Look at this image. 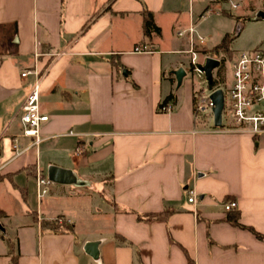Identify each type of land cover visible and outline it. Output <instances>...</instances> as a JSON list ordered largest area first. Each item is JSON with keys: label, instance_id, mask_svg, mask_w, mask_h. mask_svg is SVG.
<instances>
[{"label": "crops", "instance_id": "1", "mask_svg": "<svg viewBox=\"0 0 264 264\" xmlns=\"http://www.w3.org/2000/svg\"><path fill=\"white\" fill-rule=\"evenodd\" d=\"M225 1L0 0V218L14 203L32 217L11 227L14 238L2 224L0 264H11V246L17 264H264V134L199 121L189 82L171 112L157 111L182 67L167 69L164 55L188 56L176 32L209 5V15H229ZM144 8L160 28L148 39ZM204 38L202 52L220 43ZM37 79L48 120L33 145L20 136L18 110ZM50 166L73 179L38 197L36 179ZM231 200L237 208L225 211ZM165 210V220L137 217ZM235 214L263 238L232 224ZM58 219L72 232L41 226ZM91 241L96 259L84 250Z\"/></svg>", "mask_w": 264, "mask_h": 264}, {"label": "built area", "instance_id": "2", "mask_svg": "<svg viewBox=\"0 0 264 264\" xmlns=\"http://www.w3.org/2000/svg\"><path fill=\"white\" fill-rule=\"evenodd\" d=\"M216 1V0H211ZM236 5H233L235 7ZM214 7L209 5L200 14L199 19L206 18L213 12ZM179 37L187 36L188 48L184 51L189 56L190 71L197 79L204 83V87L193 92V111L195 118L199 121L210 115L213 119V102L210 94L221 89L223 92V109L221 112V128L226 131L246 133L252 136L264 134V51L254 48L248 51L239 52L231 61L230 76L217 82L212 88L208 87L205 72L202 66L206 58L212 57L201 51V46L205 38L196 30V24L192 22L186 29L176 32ZM133 52L149 53L151 49L145 45H136ZM216 58V57H213ZM219 60L218 67H221L222 59ZM33 73L26 70L21 73L22 77ZM213 77V71H212ZM215 81V78H213ZM40 89L39 79H37L29 92L22 101L18 110V115L22 123L20 136L32 139L33 145H38L42 140L41 126L48 120L46 114L41 113L39 107ZM173 109L170 101H161L157 106L159 113H169ZM224 115L228 121L224 123ZM68 135H74L69 131ZM13 148L17 149V139L14 140ZM85 145L79 143L76 148L77 153H82ZM26 150V149H25ZM49 180L45 177L38 176L36 179L37 196L42 197L48 192ZM187 201L196 202V196L193 191H187ZM225 211H232L237 208L235 200L223 203ZM60 224L62 220L58 219Z\"/></svg>", "mask_w": 264, "mask_h": 264}, {"label": "rangeland", "instance_id": "3", "mask_svg": "<svg viewBox=\"0 0 264 264\" xmlns=\"http://www.w3.org/2000/svg\"><path fill=\"white\" fill-rule=\"evenodd\" d=\"M233 5L236 6L233 7ZM223 8L235 17L218 13L209 15L204 19H199L198 17L194 18L196 30L202 36L206 37L208 47H212L219 43L225 35H229L232 38L230 43V54H226L223 57L221 67L213 71V78L216 79V77H218L220 82H223L224 78H229L231 61L239 52L252 50L256 47L264 51V16H261V13L264 12V0H229L223 2ZM175 42L176 40L172 39V43ZM170 62L175 64L176 62H180L187 73L180 87L176 86V81L173 79V86L170 91L174 97L178 96L180 92L185 89L187 86L186 84H188L187 82L190 83L192 92L199 90L201 86L204 87V83L191 73L187 55L179 53L165 54L164 64L166 68L167 64ZM168 73L169 71L167 74ZM172 76L174 77V75ZM204 121L210 127L213 125V119L210 115L206 116ZM227 121L228 117L224 115V123L226 124ZM45 178L48 179V175H45ZM51 184H53V182L49 181L48 185ZM8 213V217L0 218V224L8 227V235L14 238L16 230L14 229V231H12L11 227H14L15 224L32 221V217L31 215L23 213L19 207L15 206V203L8 209Z\"/></svg>", "mask_w": 264, "mask_h": 264}, {"label": "trees", "instance_id": "4", "mask_svg": "<svg viewBox=\"0 0 264 264\" xmlns=\"http://www.w3.org/2000/svg\"><path fill=\"white\" fill-rule=\"evenodd\" d=\"M142 16H143V34L145 38H150L152 33H160V28L155 24L154 19H153V14L148 11L146 8L143 9L142 11ZM230 17H233V15L229 14ZM232 38L229 35H225L220 43L216 46H214L211 49L204 50V52L208 53L212 57L219 58L220 55H226L230 54V43H231ZM215 85V81L213 80L212 84H208L209 88H212ZM172 94L168 95L165 99L164 102L169 101L172 99ZM29 172L33 175L35 173L29 169ZM172 212V210H165L161 213H150V214H139L137 217L139 219H144V220H165L167 216ZM230 221L232 224L245 227L241 224L238 223V215L235 214L232 218H230ZM2 225V224H1ZM41 226L43 229H49L52 231H63V232H72V228L70 225L66 224L65 222H61L60 224L57 222V220H42L41 221ZM251 230L257 237L263 238L261 234L256 232L255 230L248 228ZM10 253L12 254V259H11V264H17V255L14 254L13 247H10Z\"/></svg>", "mask_w": 264, "mask_h": 264}, {"label": "water", "instance_id": "5", "mask_svg": "<svg viewBox=\"0 0 264 264\" xmlns=\"http://www.w3.org/2000/svg\"><path fill=\"white\" fill-rule=\"evenodd\" d=\"M261 16H264V12L261 13ZM219 65V60L213 57H208L205 60L202 69L205 72L206 80L209 84H212L213 77L212 71ZM175 80L176 86L180 87L183 81V78L186 76V71L184 68L179 67L172 71ZM210 99L213 102V126H221V112L223 109V92L221 89H217L210 94ZM48 179L51 182L66 184L72 181L73 177L69 169L61 168L58 166H50L47 171ZM0 230L4 231V227L0 224ZM85 252L96 259L98 257V242L91 241L87 242L84 246Z\"/></svg>", "mask_w": 264, "mask_h": 264}]
</instances>
